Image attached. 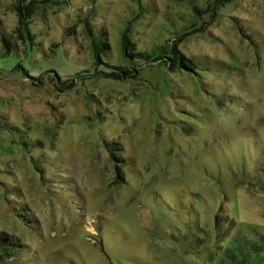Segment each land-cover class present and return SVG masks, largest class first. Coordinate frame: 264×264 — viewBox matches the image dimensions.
I'll list each match as a JSON object with an SVG mask.
<instances>
[{"label":"rangeland","instance_id":"obj_1","mask_svg":"<svg viewBox=\"0 0 264 264\" xmlns=\"http://www.w3.org/2000/svg\"><path fill=\"white\" fill-rule=\"evenodd\" d=\"M15 4L0 232L21 247L0 264H264V0H68L20 37ZM174 42L194 72L145 64Z\"/></svg>","mask_w":264,"mask_h":264},{"label":"trees","instance_id":"obj_2","mask_svg":"<svg viewBox=\"0 0 264 264\" xmlns=\"http://www.w3.org/2000/svg\"><path fill=\"white\" fill-rule=\"evenodd\" d=\"M68 0H16V4L14 6L16 14H17V27L13 32L17 34V37L21 36L22 28L28 31V23L30 18L35 13H42L45 14L47 9L55 6L60 5L62 3H66ZM90 3H94L97 0H86ZM4 43L7 45L8 41H4ZM94 63H102L107 65L103 62L101 59V56L99 54V48L97 47V44H94ZM128 48V42L126 41V38L123 36L122 40V53L124 56L131 58L132 55H130L127 52ZM149 54L155 53V51L152 52H145ZM148 63H145L147 62ZM145 60L143 63L145 64H154L156 62L157 64H164L168 67V69H175L177 67H181L183 69H186L188 71H195L196 66L194 61L191 59L190 56L186 55L183 51H181L177 44L174 42L170 45L169 50L163 52V54H159L156 56H153L149 58L148 60ZM141 65V64H140ZM139 65V66H140ZM136 68V67H135ZM135 68L130 69L128 66L120 67V68H111L110 71L104 73L105 76L115 78V79H122L126 78L128 74H130L131 71H133ZM115 161L119 163L121 160L120 157L115 156ZM119 165H115V170L118 171ZM3 232V231H2ZM0 232V261H2V257L7 259L13 255V252H16L19 247H21L20 243H18V240L16 238H13V236L6 235L5 233Z\"/></svg>","mask_w":264,"mask_h":264}]
</instances>
